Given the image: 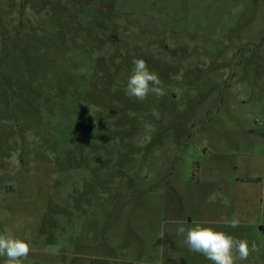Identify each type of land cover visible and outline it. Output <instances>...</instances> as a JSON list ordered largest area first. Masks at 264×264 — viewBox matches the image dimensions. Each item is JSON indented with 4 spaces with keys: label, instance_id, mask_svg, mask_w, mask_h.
I'll use <instances>...</instances> for the list:
<instances>
[{
    "label": "rangeland",
    "instance_id": "1",
    "mask_svg": "<svg viewBox=\"0 0 264 264\" xmlns=\"http://www.w3.org/2000/svg\"><path fill=\"white\" fill-rule=\"evenodd\" d=\"M134 58L165 95L125 94ZM178 222L264 264V0H0V233L31 235L22 264H212Z\"/></svg>",
    "mask_w": 264,
    "mask_h": 264
},
{
    "label": "clouds",
    "instance_id": "2",
    "mask_svg": "<svg viewBox=\"0 0 264 264\" xmlns=\"http://www.w3.org/2000/svg\"><path fill=\"white\" fill-rule=\"evenodd\" d=\"M132 74L129 76L125 88V94L135 100L143 102L149 94L157 97L165 95L161 79L157 73L151 71L147 62L140 58L132 61ZM152 115L159 118V112L152 110ZM220 200L225 206L229 205L228 198L221 192H213L207 198V202L215 204ZM224 225L237 228L239 220L222 217ZM178 235H184V243L190 251L202 254L212 264H236L247 260L252 253L259 252L255 242L249 244L246 239H237L224 231H218L212 227L194 223L191 228H185L182 222H178ZM31 235L25 233L24 237H17L10 233H0V257H5V264H22L31 252Z\"/></svg>",
    "mask_w": 264,
    "mask_h": 264
}]
</instances>
